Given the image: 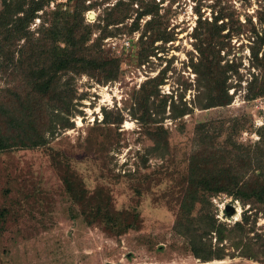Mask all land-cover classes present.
<instances>
[{
  "label": "rangeland",
  "instance_id": "374dc122",
  "mask_svg": "<svg viewBox=\"0 0 264 264\" xmlns=\"http://www.w3.org/2000/svg\"><path fill=\"white\" fill-rule=\"evenodd\" d=\"M82 1L87 11L76 10ZM150 6L145 33L151 16L137 15ZM219 13L226 26L215 28L230 36L220 51L206 45L209 75L194 35ZM38 14L28 40L0 31V134L15 143L0 152V264H264V207L252 200L201 192L208 202L175 230L197 152L225 157L238 186L264 170V96L247 98L263 82L248 45L253 29L264 32V0H51ZM55 18L84 50L54 80L58 95L40 97L30 48ZM97 57L102 68L89 63ZM215 87L229 104L206 108ZM24 113L32 128L9 123ZM37 135L44 143L29 146Z\"/></svg>",
  "mask_w": 264,
  "mask_h": 264
},
{
  "label": "trees",
  "instance_id": "16d2710c",
  "mask_svg": "<svg viewBox=\"0 0 264 264\" xmlns=\"http://www.w3.org/2000/svg\"><path fill=\"white\" fill-rule=\"evenodd\" d=\"M0 1L2 5V9L0 10V31H4V37L6 41L9 42L14 38L28 40L27 35L30 33L28 31V26L31 24V22L38 18V12L43 11L44 7L51 0ZM78 1L79 0H77V2ZM79 3L80 5H77L76 10H86L85 7L81 6L84 1ZM119 4L121 6L123 5V3L119 1L115 6H118ZM156 9L157 7L155 8L154 6H150L137 15V20H140L143 16H151V18L146 21L145 33L148 32V29L152 26L153 23H155L153 17L156 16ZM78 17L81 19V21L83 20V11L80 12V14L78 13ZM224 18L227 19V17H224L222 13L217 14L213 18V22L206 23L208 25V31L206 33H201L199 37H196V35H194L195 39L197 40V52L201 56V61L205 59V63L201 65L205 67L204 72H207V74L209 75L211 74V72H213V66L211 65V62L208 63L206 61V57L210 55L206 45H212V50H216V52L222 50L220 47L222 44H219L220 46H215L217 39H222L230 35L221 36V31L217 32L215 27H217L218 25L222 26V24H224ZM123 19H119L118 23H121V20ZM59 20L55 18L52 21H44V25L42 24L41 26V31H37V33H39V38L36 40V43H32L33 47L31 46L30 48L31 58L35 61V66H33V68L29 71L32 91L34 94H39L40 97H49L48 95H52L51 97L54 98L58 95L56 88L53 87L54 80L58 78L57 76L61 72L69 71L71 69L74 70L76 64L78 65L77 62L79 60V51L83 49L84 39L76 38V31L74 28H72V24L65 23L64 29H60ZM219 21L222 22L218 24ZM111 22L116 23L114 22V20H112ZM46 24L47 26H45ZM223 26H226V23ZM63 31L64 33L66 32L68 34L66 37H63ZM227 31V33H230V29H227ZM253 33L254 36L252 42L250 43V45H248V48L253 66L258 69H262L263 82L257 89L249 87L247 95L248 99H256L258 97L264 96V32H257L255 29H253ZM157 38L158 37H156V39ZM159 39L162 38L159 37ZM61 40H64L63 42H65V47H63L64 49H61L60 47L59 42H61ZM212 54L214 53L212 52ZM100 59V57H97L95 59L89 60V63H97L98 66L96 67L102 68L103 64L100 63ZM86 61L87 60L82 59L80 61L81 66H87L88 64H86ZM91 66L95 67L94 65ZM111 79H113V75L109 74L107 80ZM256 80L257 78L255 79V81ZM215 82L217 83L218 81L216 80ZM215 88H217L219 94L217 98L213 99V101H211V103H209L208 107L206 108L224 106L229 104V96L227 94V90L218 87ZM26 110L31 111L32 109ZM6 111L7 109L0 106L1 114L7 115ZM20 111L24 110L21 109ZM30 119V113H24L22 116H18L16 118L13 117V119H11L9 123L14 127L20 124H27V127L32 128V126H30ZM43 139L44 138L42 136L37 135L36 138L32 140L29 146L42 145V143H44ZM10 140L11 138L9 136L0 134V152L11 146H14L15 143H10ZM224 158L225 157H223L216 151H207L205 149L197 152L191 158L190 174L186 179L187 185L184 187V196L182 198L180 206L179 218L175 223V230L179 231L183 227H185V229L187 228L186 222H189L188 217L190 216L195 204H205L208 202L204 196L201 197V192L207 193L209 196L218 195L219 193H225L230 196L232 195L237 200L239 199L247 202L252 200L253 202L261 204L264 207V170L259 167V165H256V170H260L259 174L256 175V181L249 185L248 188L247 185L249 182H245L244 184H241V186H238V180L235 176L237 174L234 168L235 166L231 165L230 163L225 164V162L223 161ZM246 165L249 167L250 162L248 164L246 163L245 166ZM258 179H260L261 181ZM209 227L214 230L216 229L213 219L210 222ZM121 232H123V230L119 231V233ZM196 243H192L191 245L193 255L198 259L209 261L208 258L210 257L208 253Z\"/></svg>",
  "mask_w": 264,
  "mask_h": 264
},
{
  "label": "bare ground",
  "instance_id": "6f19581e",
  "mask_svg": "<svg viewBox=\"0 0 264 264\" xmlns=\"http://www.w3.org/2000/svg\"><path fill=\"white\" fill-rule=\"evenodd\" d=\"M235 207H237V206H235ZM238 207H240V206H238ZM237 209V208H236ZM236 211V210H235ZM239 212V211H238Z\"/></svg>",
  "mask_w": 264,
  "mask_h": 264
}]
</instances>
